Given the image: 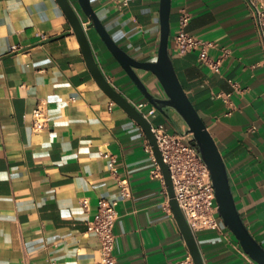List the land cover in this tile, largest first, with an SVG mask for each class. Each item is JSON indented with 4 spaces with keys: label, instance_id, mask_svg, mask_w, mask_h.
Listing matches in <instances>:
<instances>
[{
    "label": "crops",
    "instance_id": "0c3cea01",
    "mask_svg": "<svg viewBox=\"0 0 264 264\" xmlns=\"http://www.w3.org/2000/svg\"><path fill=\"white\" fill-rule=\"evenodd\" d=\"M74 2L108 79L135 105H153ZM92 4L124 50L140 61L158 59L162 0ZM184 8L192 14L188 30L214 44L216 66L201 59V49L176 52ZM171 28L179 78L219 145L241 214L264 245V46L253 9L248 0H172ZM138 72L166 97L154 73ZM40 103L50 120L37 131ZM149 143L142 125L96 80L58 0H0V264L101 263L90 222L100 199L121 198L109 151L133 188L118 207L117 264H189L193 256L167 184L154 174ZM196 234L206 264H259L224 221L222 230Z\"/></svg>",
    "mask_w": 264,
    "mask_h": 264
},
{
    "label": "water",
    "instance_id": "95a60500",
    "mask_svg": "<svg viewBox=\"0 0 264 264\" xmlns=\"http://www.w3.org/2000/svg\"><path fill=\"white\" fill-rule=\"evenodd\" d=\"M58 2L72 24L81 43L88 65L100 86L114 101L128 111L145 130L154 148L155 155L163 169L171 207L191 250L194 262L195 264H206L197 234L192 229L176 198L172 172L163 157L157 135L153 131L150 119L147 118L124 93L115 87L103 72L95 56L89 32L85 28L84 21L74 0H58ZM78 3L84 15L89 18L92 25L100 33L109 48L117 56L149 101L157 107L160 113L163 114L177 130L193 135V143L199 148L202 157L212 171L219 212L225 225L235 234L244 250L259 264H264V245L261 244L252 233L239 210L233 190L231 175L224 156L222 155L215 137L209 130L208 125L187 93L176 70L170 47L172 33V0H162L161 44L158 59L155 61H140L124 50L115 41L100 16L95 11L92 0H78ZM138 69H145L154 73L162 84L166 92V97L154 93L141 77ZM175 113L185 122V125H180L179 121L174 116Z\"/></svg>",
    "mask_w": 264,
    "mask_h": 264
},
{
    "label": "built area",
    "instance_id": "2783aa9c",
    "mask_svg": "<svg viewBox=\"0 0 264 264\" xmlns=\"http://www.w3.org/2000/svg\"><path fill=\"white\" fill-rule=\"evenodd\" d=\"M248 1L253 9L255 25L264 46V0ZM191 20L192 14L188 9L184 8L180 18L179 30L174 37L176 52L185 55L201 49V59L210 65L216 66L217 63L213 64L210 56V49L214 44L192 34L188 30ZM84 25L86 29L89 28L88 22H84ZM136 106L152 123L163 157L172 172L176 198L192 229L195 233L207 229L222 230L223 219L219 212L212 171L202 157L199 148L193 143V135L179 130L171 131L167 123L155 121L159 110L157 107L150 105L149 102ZM49 120L50 117L45 105L40 103L33 111L34 128L37 131H42L49 125ZM148 151L154 156L155 176L162 178L166 182L163 169L151 143L148 144ZM105 154L111 157L110 166L118 179V184L121 188V198L104 197L100 199L98 213L94 220L90 222L89 228L91 232L98 235L101 241L102 261L100 264H117L115 226L120 217L118 207L122 199L133 195V188L128 177L119 176L116 156L110 151L105 152ZM82 204L86 209H89L91 206L90 199H83ZM188 263L195 264L191 257Z\"/></svg>",
    "mask_w": 264,
    "mask_h": 264
},
{
    "label": "rangeland",
    "instance_id": "374dc122",
    "mask_svg": "<svg viewBox=\"0 0 264 264\" xmlns=\"http://www.w3.org/2000/svg\"><path fill=\"white\" fill-rule=\"evenodd\" d=\"M158 116H160V111H158V113H157V115H156V118H157ZM174 116H175L176 119L179 121V123H180L181 126L185 125V122L179 117L178 114L175 113ZM167 121H168L167 118H163V119H161L160 122H162V123H167Z\"/></svg>",
    "mask_w": 264,
    "mask_h": 264
}]
</instances>
